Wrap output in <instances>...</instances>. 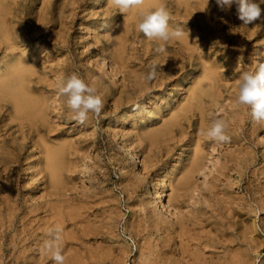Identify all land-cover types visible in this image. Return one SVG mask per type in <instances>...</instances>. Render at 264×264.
I'll use <instances>...</instances> for the list:
<instances>
[{"label":"rangeland","instance_id":"obj_1","mask_svg":"<svg viewBox=\"0 0 264 264\" xmlns=\"http://www.w3.org/2000/svg\"><path fill=\"white\" fill-rule=\"evenodd\" d=\"M257 2L264 9V0ZM161 3L170 12V26L183 28L197 45L196 64L173 76L169 70L183 60L182 53L148 40L137 28L141 13ZM138 7L122 14L109 0L0 1V24L18 40L14 59L12 49L0 47V77L11 61L32 67L29 82L37 88L30 91L41 96L44 107L41 136L64 146V185L52 205L64 212L63 234L70 242L65 264H211L214 251L230 264L229 253L241 247L249 250L251 264H264V121L253 122L250 108L235 103L241 74L264 60V18L255 22L258 27L244 26L235 5L221 11L216 0H153L148 10ZM152 66L158 75L147 81ZM74 72L103 99L101 113H90L83 124L72 119L58 90ZM198 88L201 95L188 100ZM5 103L0 108V264H53L50 256L40 260L44 233L49 239L47 230L54 227L46 223L44 208L26 215L35 221L26 226L30 234L23 232L24 212L7 214L8 194L24 195L29 211L53 189L47 188V170L38 182L32 139L38 136L31 122L13 115ZM186 116H192L191 126ZM215 118L225 119L229 142L207 136ZM7 171L13 174L6 177ZM154 186L163 191L162 202Z\"/></svg>","mask_w":264,"mask_h":264},{"label":"bare ground","instance_id":"obj_2","mask_svg":"<svg viewBox=\"0 0 264 264\" xmlns=\"http://www.w3.org/2000/svg\"><path fill=\"white\" fill-rule=\"evenodd\" d=\"M1 1V0H0ZM170 1V0H169ZM153 0H144V3L142 5H140L138 8L141 9L142 11L144 10H148L149 6L152 5ZM170 3V2H169ZM178 3V2H177ZM180 4V3H179ZM177 4V5H179ZM176 5V3H175ZM182 5V2L181 4ZM176 7V6H175ZM178 7V6H177ZM176 7V8H177ZM179 8V7H178ZM154 9V8H153ZM136 11V10H134ZM4 15V14H3ZM137 15V13H136ZM138 16V15H137ZM140 17V14H139ZM176 17V16H175ZM13 32L10 28H8L5 24H0V47L5 48V51L12 49V52H10L9 56L10 59H14L15 56L17 54H15L16 52H14V47H16V43H18V40L16 38L13 37ZM199 36V35H198ZM196 42V41H195ZM193 40H191L190 38L186 37L185 35L181 38L178 39H172L170 41H168L166 43V45L169 48H174V49H178L180 51V54L182 53L183 56V60H179V63H176L174 66H171V69L169 70V75L173 76L175 74H177L181 69H185L186 66L188 64H196L195 60H196V55L194 53V49L196 48V44ZM3 45V46H2ZM173 50V49H172ZM23 55V54H22ZM186 59V61H185ZM11 60L7 61L5 63V65L7 66L8 63ZM180 65V66H179ZM207 65V64H206ZM5 66V67H6ZM177 66L178 70H177ZM176 67V68H175ZM169 69V68H168ZM33 69L32 67L26 66L23 63H20V61H15V63L12 61L10 62V64L7 66L6 72L5 74H3L0 77V108L4 107L6 105L5 102H7L8 104H11V110H12V114L15 115L16 117L21 118L22 120H26L31 122L29 125L30 130L34 133V136H38V138H32L34 139V145L36 146L37 149V153L38 156L35 159V162L37 164V169H36V175H40L39 177V184L41 183V170H47L49 173V177L50 180L48 181L47 184V188L51 187V189L53 190H49L48 191V198H45L42 202H38L34 205L35 208H31L29 211L27 210V208L29 207V204H27V201H25V196L22 195L23 197L19 198L18 196H20L19 192H14V194H8L9 198H12V200H8L7 202V206H8V216L14 217L16 216L19 212H24V216L22 217L21 220V224L23 226V232H26V234H30V230L26 228V226H28L30 224H32V222H35L34 220L31 221V217L32 216H26L28 213H30L31 211H35L39 208H44V212L47 214V217H49L48 219H46V223L50 222L53 223L52 225H63L64 223V212L61 209V205H57V204H53L52 205V201L57 200V198H52V196H56L59 194L60 191H58V187L60 185H64L63 182V178L61 176L62 173V166L63 161L62 159L64 158L63 154H64V146L61 144H53L50 143L48 141H46L42 136H41V131L43 130V124L41 123V118L43 117V112H44V107H43V103L41 100V96L38 95H34L30 90L33 89L35 90L37 88V86H33L34 84H31L29 81L30 75L32 73ZM183 71V70H182ZM212 75V74H211ZM168 76V75H167ZM206 76H209L208 74H206ZM34 78V77H33ZM205 78V77H204ZM206 81H208V77H206ZM211 81V80H210ZM33 82V81H32ZM201 91L200 89H194L190 95V97L188 98V100H193L195 98H198L201 95ZM187 102V101H185ZM184 106V105H183ZM188 108L187 106L183 107V111H186ZM193 115V114H192ZM184 116V115H183ZM181 117V116H180ZM179 117V118H180ZM200 117V122H203V116L200 113L199 114ZM120 118V117H119ZM117 118V120L119 119ZM171 122L170 125L175 124L174 122L177 121V115L174 117H171ZM192 116H186L184 118V122L185 120H188V124L189 126L192 125ZM28 122V123H29ZM187 122V121H186ZM117 123V121L115 122ZM28 126V124H27ZM202 126V123H200L198 125V129L200 130ZM175 127V126H174ZM51 133V132H50ZM159 135V134H158ZM155 136V135H154ZM197 136V135H196ZM197 138V137H196ZM123 145L128 149V145L125 144L123 142ZM198 151V150H196ZM133 158L134 161L137 160V162H140L141 160L138 158V155L133 153ZM196 155V154H195ZM197 155L200 157L199 153L197 152ZM198 156H194L195 159H193L192 161V166H196L198 164ZM18 160V159H17ZM201 162V160H199ZM203 161V160H202ZM44 163V165H43ZM33 165V164H32ZM43 167H42V166ZM191 165V164H190ZM20 166V165H19ZM42 167V168H41ZM32 168V167H31ZM30 168V169H31ZM44 171V174H45ZM13 173H10L7 171L6 177L11 176ZM188 174V173H187ZM44 179V178H43ZM182 180V179H181ZM184 182L188 183L189 181V177H186L184 180ZM9 182V180H8ZM7 182V183H8ZM183 182V183H184ZM179 183V182H178ZM37 184L36 187H33V189L37 188ZM10 189V188H9ZM192 189V188H191ZM7 190V189H6ZM3 191V190H2ZM8 191V190H7ZM192 191V190H191ZM64 193V192H63ZM154 193L157 195V197L159 198V201H163V191H159L157 190L156 186H154ZM62 194V193H61ZM24 200H23V199ZM20 199L21 204L18 203V200ZM23 200V201H22ZM63 200V199H62ZM58 202V201H57ZM63 202V201H62ZM264 202V201H263ZM61 203V202H60ZM64 203V202H63ZM65 205V204H64ZM33 207V206H32ZM234 209V208H233ZM76 210V209H75ZM240 210V208L238 209ZM243 210V209H242ZM73 211V209H72ZM78 211V210H76ZM235 211V209L233 210ZM241 211V210H240ZM27 212V213H26ZM66 212V211H65ZM75 212V211H74ZM80 212V211H79ZM32 213V212H31ZM76 213V212H75ZM82 213V212H81ZM180 213V212H179ZM237 213V212H236ZM19 215V214H18ZM32 215V214H31ZM70 216V215H69ZM24 217H27L28 219L25 220ZM234 217H237V215ZM69 219V218H68ZM45 220V219H44ZM226 219H224L225 221ZM236 221L238 220L235 219ZM9 223L11 222V220H8ZM1 222V221H0ZM238 222V221H237ZM4 223V222H3ZM43 223V222H42ZM246 223V222H245ZM252 223V222H251ZM244 224V223H243ZM248 224V223H247ZM253 225V224H252ZM251 225V226H252ZM28 226V227H30ZM48 226V225H47ZM41 227H44L41 226ZM31 228V227H30ZM47 228V227H46ZM53 228V227H52ZM243 228V227H242ZM246 228V226H245ZM48 229V228H47ZM32 230H33V225H32ZM45 230V229H44ZM245 230V229H243ZM247 230V229H246ZM49 233V230H47ZM165 231V230H164ZM191 232V231H190ZM242 232V229H241ZM251 232V231H249ZM47 233V234H48ZM243 233V232H242ZM241 233V234H242ZM211 234V233H210ZM247 234V231L244 232V235ZM64 235V234H63ZM219 236V235H218ZM221 236V235H220ZM29 237V236H28ZM216 237V236H215ZM223 237V236H221ZM220 237V238H221ZM253 237V236H252ZM67 236H63V241H62V247H63V251H65V249L67 248V245H69L70 242H66ZM217 238V237H216ZM243 238H246L245 236ZM250 238V237H248ZM248 238L245 239L246 241H248ZM223 239V238H221ZM43 240H47V235L46 233H44L43 236ZM217 240V239H216ZM220 240V239H219ZM252 239H250L251 241ZM223 240H220V242ZM66 242V243H65ZM116 242V241H115ZM213 242V241H211ZM252 242V241H251ZM121 245V243H118ZM217 241L214 242V246L217 247ZM239 247V246H237ZM42 249V248H41ZM120 249V248H119ZM236 249V248H235ZM122 251V250H120ZM231 251V249H230ZM229 251V252H230ZM41 263L45 262L46 260H48V256L51 257L50 253L46 254L43 249L41 251ZM183 255H185L184 253H182ZM209 254V253H208ZM211 254V253H210ZM214 257H215V261L214 263L212 262L211 264H223L221 262L222 258L224 257V255L220 254L219 251H214ZM231 254L230 256H228V258L230 257V264H251L250 261V253L249 250L245 247H241L239 248L236 252L232 251L229 253ZM201 255V254H200ZM227 256V254H226ZM203 257H201L202 259ZM39 259V258H38ZM200 260V258H197ZM196 259V260H197ZM227 259V258H226ZM205 260V259H204ZM214 260V259H213ZM166 261V260H165ZM171 261V260H170ZM201 261V260H200ZM223 261V260H222ZM47 262V261H46ZM66 262V261H65ZM199 262V261H196ZM204 262L206 264V261H201V263ZM226 262V260H225ZM80 263V262H79ZM162 263V262H161ZM175 263V262H174ZM192 263V261H191ZM229 263V262H227ZM166 264V263H165ZM180 264V263H179ZM200 264V263H199ZM209 264V263H207ZM226 264V263H225Z\"/></svg>","mask_w":264,"mask_h":264},{"label":"clouds","instance_id":"obj_3","mask_svg":"<svg viewBox=\"0 0 264 264\" xmlns=\"http://www.w3.org/2000/svg\"><path fill=\"white\" fill-rule=\"evenodd\" d=\"M109 3L123 14L131 8L142 5L144 0H109ZM216 4L221 11H227L235 5L238 19L244 26L258 27L259 25L255 22L264 18V9L261 8V4L257 0H216ZM169 21L170 12L166 5L161 3L154 10L141 13L137 28L148 40L162 41L166 44L172 39H178L185 35L183 28H174L170 26ZM215 43H219V41ZM164 50L162 44L158 51L163 52ZM254 63L256 65L254 71H245L241 74L235 103L250 108L251 120L260 123L264 121V60H256ZM157 75L156 66H152L146 73L145 79L151 81ZM58 90L61 96L67 98V106L73 113L72 119L80 124L85 123L90 113L98 116L103 109V99L97 93V89L86 83L75 72L61 81ZM226 128L225 119L215 118L206 134L214 141L229 142L231 138L226 134ZM63 232L64 229L61 225H55L49 230L50 238L43 243V249L46 253H50L53 264H65L66 256L62 247Z\"/></svg>","mask_w":264,"mask_h":264}]
</instances>
